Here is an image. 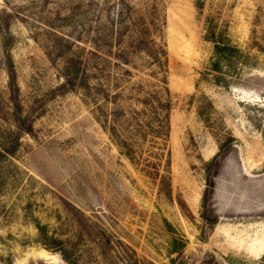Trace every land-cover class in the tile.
Segmentation results:
<instances>
[{
    "label": "rangeland",
    "instance_id": "rangeland-1",
    "mask_svg": "<svg viewBox=\"0 0 264 264\" xmlns=\"http://www.w3.org/2000/svg\"><path fill=\"white\" fill-rule=\"evenodd\" d=\"M211 32L240 52L226 88L201 81ZM147 48L169 133L131 161L115 81L93 70L86 93L74 72L127 49L132 82H153ZM0 264H264V0H0Z\"/></svg>",
    "mask_w": 264,
    "mask_h": 264
},
{
    "label": "trees",
    "instance_id": "trees-1",
    "mask_svg": "<svg viewBox=\"0 0 264 264\" xmlns=\"http://www.w3.org/2000/svg\"><path fill=\"white\" fill-rule=\"evenodd\" d=\"M206 39L214 44V59H212L210 65L201 74V81L211 79L216 86L226 88L229 83L226 82L225 75L227 76L232 70H236L240 53L239 49L224 35L216 36L214 32H211ZM146 50L148 51L149 61L145 63L147 66L143 67V70L152 69L149 78H152L153 82H132V72L126 70L124 67L132 69H137V67L132 65L128 56H125L126 52H128L127 49H121L119 54L114 57L116 63L111 64L105 59L102 62L95 63L97 66L89 71H80L79 66H82V60H79L76 63L77 71L74 72L76 76L81 74L82 81L78 82L79 76L75 81L77 86L84 89L86 93H88L86 89L89 87V80L94 75L93 70L99 72L100 81L102 79L103 81L110 79H112V82L115 81L113 88L116 91L113 93L112 98L117 109L113 113L114 120L110 128V134L121 153L131 161L136 158L137 151L135 150V146L138 140L151 135L153 138L151 144H153L156 137H161L165 143L169 133V113L172 107L169 100L168 64L163 59L164 52L162 49L153 51L147 48ZM133 53L131 51V54ZM100 63H104L103 67H100ZM115 67L121 69L122 74L119 77L120 79H118V76H114L110 70V68ZM65 79V86L62 87L72 89V79L69 74ZM122 82H125L128 86H123ZM105 85L108 86L109 84L105 83ZM120 89L122 90L120 91ZM121 102H129L130 105L128 107L120 105ZM136 107H139L140 110ZM205 114L200 112V116L202 117ZM16 123L20 128L23 126L20 120ZM153 145H151L149 151L146 150L148 158L144 160V168L149 175H153L154 173L158 175L157 166L161 155L155 152V146ZM163 182L164 180H162Z\"/></svg>",
    "mask_w": 264,
    "mask_h": 264
}]
</instances>
